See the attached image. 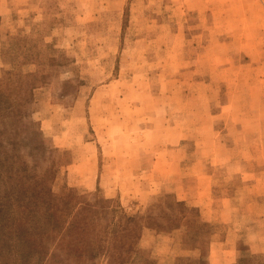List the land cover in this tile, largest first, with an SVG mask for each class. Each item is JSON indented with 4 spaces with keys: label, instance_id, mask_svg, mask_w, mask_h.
Returning a JSON list of instances; mask_svg holds the SVG:
<instances>
[{
    "label": "rangeland",
    "instance_id": "obj_1",
    "mask_svg": "<svg viewBox=\"0 0 264 264\" xmlns=\"http://www.w3.org/2000/svg\"><path fill=\"white\" fill-rule=\"evenodd\" d=\"M249 56L264 62V0H0V156L24 177L26 193L49 189L58 214L64 202L69 210L76 201L102 207L93 230L99 235L110 218L117 229L120 218L135 220L112 239H76L66 229L67 213L54 224L36 219L33 227L24 216L18 221L22 209L10 218L0 212V264H264V101L236 100L242 113L256 110V117L219 115L227 94L242 86L221 79L264 75V67L245 65ZM202 69L210 72L193 80ZM178 85V94L190 98L173 103L183 109L177 120L197 125L207 113L214 140L228 146L236 135L234 150H206L243 161L252 155L247 166L259 173L252 185L243 184L249 174L238 178L229 168L209 166L207 152L191 139L184 160L203 155L204 170L217 174L211 197H195L196 181L182 174L172 192L131 196L139 180L120 177L138 169L107 155L106 116L124 114L133 124L135 104L170 108L174 98L151 96L169 95ZM252 88L259 93L264 83ZM202 90L208 99L191 97ZM230 124L240 127L224 129ZM199 147L202 152H193ZM221 196L234 208L229 223L213 212ZM34 197L42 211L43 196ZM102 198L111 201L109 210ZM110 205H119L118 212Z\"/></svg>",
    "mask_w": 264,
    "mask_h": 264
},
{
    "label": "crops",
    "instance_id": "obj_2",
    "mask_svg": "<svg viewBox=\"0 0 264 264\" xmlns=\"http://www.w3.org/2000/svg\"><path fill=\"white\" fill-rule=\"evenodd\" d=\"M212 1L216 2V0ZM249 50L255 52L259 51V49L255 47H250ZM253 63H255V65H253ZM232 65L234 66V62L228 64V68H231ZM245 65L249 67L251 66V69H257L264 67V62H262L260 65V63L255 62L253 58L249 56L247 62H245ZM199 70L200 69L198 68V71ZM194 71H197V68H195ZM209 72L210 69H202V75L193 80L203 79L204 74L208 75ZM221 80L224 82L227 81L228 86L238 83H240L242 86L235 87L227 94L226 100L221 105V110L219 111L220 116L222 114H226L227 117L230 116L233 120L237 119L238 121L239 119V121H242L240 118L242 114L253 115L255 117L259 115L258 111L256 110L255 112L242 113L239 101L236 102V100L247 98L254 103L264 101V97L262 96V94L264 95V90L261 89L259 93H256L252 88V84L264 83V75H250L249 77L243 76L242 79L236 76H228ZM180 91L181 89L178 85L175 86L173 91L169 92V95L164 94V92L161 94L155 92L151 96V98L154 100L155 98H160L158 100H161L164 96L174 98L171 99L172 103L170 104V108H166L165 105L159 103L153 104V107L150 109H147L146 103L144 104L140 102L135 104L133 106L134 108L132 109V112L137 117L134 119L133 124H131L132 121H130V118L128 119V117H126L124 114L117 115L116 117L113 116L112 118L109 117L110 115L106 116L105 131L103 134H106L105 146L107 155L112 157L115 156L117 159L121 158V161H124L130 167L133 166L138 169L136 172L140 174L135 175L136 172L133 171H130L127 175H123V173L121 174L122 176L120 179L122 181L126 179L139 180V190L131 193V196L136 198L138 197L140 200H148L153 194L159 193L161 191L172 192L175 190L174 181L177 178L180 176H190L189 178H191L193 181L195 180L197 184V192L195 193V197H211L212 180L215 179L217 174L213 171L206 172L204 170L205 166H203V155L195 156L189 162L184 160L189 154L187 153V143L191 139H197L199 141V146L204 148L205 153L207 152L206 159L209 166L229 168V173L234 177L237 176L238 178H242L243 176L249 174L252 177L250 179L247 178L243 184L245 185L250 182V185H252V182H254V180H256L259 176L258 172L254 170L250 171L251 166H247L248 161L250 164L252 163V158H254L252 155L246 156L243 161L235 153L221 155L224 154V152L221 151L218 153L214 152L212 155L211 153H208L210 151L206 150L208 148L212 149L213 146L217 147L219 150L223 149L228 151V149L231 150V148L234 150V148L239 147L237 142L239 139L236 137V135L231 138L234 140V143L228 146L225 145V143L221 144L218 140H214L211 133V131L214 133L213 124L210 123L207 113L202 116V118L205 117V120L202 119L197 125L191 122L183 124V122L180 123V121L177 120L176 116H178L179 112H182L183 109L175 108L176 105H173V103L175 102L176 104V102H182V100H187L190 98H183L182 95L178 94ZM191 97H202L204 99H208V94L205 90H202L200 92H196V94H192ZM123 99H125L124 94ZM260 109H264V103ZM167 110H169V114H165L163 117L161 112L167 113ZM146 113H151V115L149 116ZM189 113V110H186L184 113L186 120H188ZM260 114H264V112H261ZM134 115L129 114L128 116L133 117ZM230 125H225L224 129L234 127L238 129L240 127L235 124L231 125V127ZM115 127L116 129H114ZM256 129L253 128V130ZM194 131H197L198 134H194ZM120 139H122L121 142L125 144L121 148L115 145V143ZM125 139H127V141H124ZM223 141H225V139H223ZM249 146L252 147L253 145L250 143ZM200 147L193 152H202L203 150H201ZM193 152H191V154H194ZM245 166L249 168L248 171L243 170L246 168ZM179 174L182 175L178 176ZM93 176L95 180L97 179V174L89 175L90 182L92 181ZM154 180H157L158 183H156ZM243 180L244 179H242V181ZM150 183H155V186H152ZM111 194L112 193L110 192L109 195ZM120 194L121 199H125L130 196V194L125 193L124 184L120 189ZM210 199L212 202H214V200H218L217 198H214V200L213 198ZM219 201L221 203L217 205L218 207L214 208L213 212L216 213L219 218L223 220V222L229 223L231 221V211L234 209L231 205V199L227 196H221Z\"/></svg>",
    "mask_w": 264,
    "mask_h": 264
},
{
    "label": "trees",
    "instance_id": "obj_3",
    "mask_svg": "<svg viewBox=\"0 0 264 264\" xmlns=\"http://www.w3.org/2000/svg\"><path fill=\"white\" fill-rule=\"evenodd\" d=\"M16 162L14 161V164ZM14 165L9 162L7 157H1L0 156V212L4 214H8L10 211H12V216L14 214V209L23 210L22 217L18 219V221H24L23 216L28 219V222L31 224V226H38L37 223H35L36 219H43L42 225L50 224L54 220H58V215L61 214V216L65 217L66 213V219L67 221V231L70 235H74L76 239H112V237L120 234L122 231L127 232L130 231L128 226L135 221L134 217L132 216H125V218H120L118 221L120 224V228H115V223H113V219H108L104 223H100V229H102L103 234L99 235L95 233L94 228H97V224H95L94 221H96L98 218H101L103 215L100 213L102 211V207H99L96 209V204H91L89 202L84 201H76L71 209L67 207V203L64 202L63 208L57 210V206H55V202L51 197L49 196V189L44 190L40 188L39 191L40 195H38V192L32 193L35 189L34 186L32 188V191H29V193H26V188L22 185V182L24 183V177H18L15 176V172H12V167ZM17 167L15 166L16 170ZM34 194L36 195V198L39 196H43L42 199V206L43 210H40L39 205H37V199H35ZM64 199V197H63ZM102 201L105 203L106 210H109L107 208V205L110 204V200L103 199ZM111 206V205H110ZM10 208H13L10 210ZM119 205L111 206L110 212H118ZM97 216V219H96ZM121 217V216H120ZM10 218V216H9ZM70 218V219H68ZM124 220V222H123ZM3 227V225H1ZM108 226H112L110 229L106 230ZM141 225H138V230L141 228ZM45 230L47 229L44 228ZM99 230V229H98ZM139 236V232L136 234V239ZM107 246V245H106ZM108 247V246H107Z\"/></svg>",
    "mask_w": 264,
    "mask_h": 264
}]
</instances>
